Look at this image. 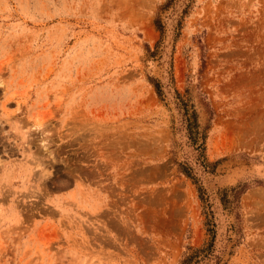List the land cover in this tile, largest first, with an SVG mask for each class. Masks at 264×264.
I'll use <instances>...</instances> for the list:
<instances>
[{
	"label": "rangeland",
	"instance_id": "obj_1",
	"mask_svg": "<svg viewBox=\"0 0 264 264\" xmlns=\"http://www.w3.org/2000/svg\"><path fill=\"white\" fill-rule=\"evenodd\" d=\"M264 264V0H0V264Z\"/></svg>",
	"mask_w": 264,
	"mask_h": 264
},
{
	"label": "trees",
	"instance_id": "obj_2",
	"mask_svg": "<svg viewBox=\"0 0 264 264\" xmlns=\"http://www.w3.org/2000/svg\"><path fill=\"white\" fill-rule=\"evenodd\" d=\"M191 257L192 256H187V257H185L183 260H182V262H181V264H186L190 259H191Z\"/></svg>",
	"mask_w": 264,
	"mask_h": 264
}]
</instances>
